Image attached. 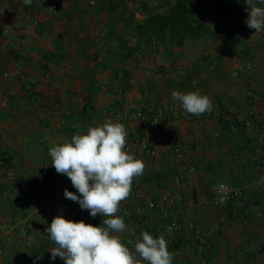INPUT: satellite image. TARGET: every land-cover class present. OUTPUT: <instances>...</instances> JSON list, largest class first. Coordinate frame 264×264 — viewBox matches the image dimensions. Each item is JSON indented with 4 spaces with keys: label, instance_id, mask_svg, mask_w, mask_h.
<instances>
[{
    "label": "crops",
    "instance_id": "1",
    "mask_svg": "<svg viewBox=\"0 0 264 264\" xmlns=\"http://www.w3.org/2000/svg\"><path fill=\"white\" fill-rule=\"evenodd\" d=\"M228 1L235 0H190L200 9L205 4H211L214 12L218 10L219 3ZM97 4L100 5L101 0H97ZM101 6L102 9L96 14L91 12L92 6L88 5L87 0H39L37 3L32 1L31 5H26L24 0H0V20L10 27L9 35L4 38L0 36V43H6L5 47L0 46V157L5 160V165L0 167V221L25 219L32 230L30 239H24L22 244L13 241L2 251L0 264H16V256L29 254L38 241L44 242L50 250L54 247L45 232L49 225L47 218L52 212L62 214L59 210L63 208L59 209L57 201L51 197V191L69 179L66 175L58 174L51 166L49 148L70 142L75 134L86 133L90 127V119L94 120L95 126L108 119L122 123L128 136L135 125L134 120L130 118L127 122H120L110 111L118 112L142 102H148L153 107L171 104L175 102L172 99L173 91L186 93L199 90L201 95L210 97L213 110L194 116L191 123L181 119L172 134L158 140L155 157L134 155L144 162L143 175L167 164L180 166L183 172L181 177L167 185L162 182L157 185L153 180L148 185L136 186L142 190L143 197L136 199L130 195L119 208H129L132 211V215L124 219L128 226L125 233L133 234L136 239L144 229L166 223L169 216L163 215L164 204L159 193L163 188H170L174 193L183 195L184 200L174 208L185 217L203 226L217 221L224 222L225 225L220 235L205 236L202 242L205 244L197 243L185 231L156 235L155 237L163 236L166 239L169 252L174 254V261L186 262L191 259L195 264L198 246L207 251V254H202L209 263L217 255L216 248L207 244L211 237H226V242L237 243V248L244 251V244L249 240L254 243L264 242V234L258 231L264 218L258 222L252 221L247 226L240 223L228 226L230 221H234L227 220L223 212L207 200L209 187L206 188L200 180V176L204 174L193 169L198 161H215L230 156L232 150L229 134L234 141L243 144L246 139L257 134L256 125L259 123L262 130L264 48L261 38L264 31L254 33L255 30L245 23L248 15L240 18L233 15L231 28L217 25L215 35L203 36L204 40L201 42L186 43L173 50L170 56L166 55V49L160 45H144L132 57L120 62L109 59L106 55L114 48L113 41L120 23L107 39L101 36L99 25L100 22L115 19L117 14L113 15L106 5ZM33 21L38 24L36 30L25 26ZM232 29L246 44L249 52L246 58L226 53L234 39ZM136 41L135 36L128 38L129 44ZM59 46L63 49L64 58L57 64L53 60L45 61L44 53L55 52ZM235 48L240 50L241 47ZM96 52L99 54L94 61L92 57ZM179 58L181 60L177 62ZM16 60H20V71L24 79L19 80L15 76L4 78L3 71L13 72ZM96 62L98 66H95ZM179 62L186 68L183 76L174 71ZM248 63L251 68L244 70ZM43 65L48 68L44 69ZM121 68L128 72L126 80L120 78ZM234 70H239L238 76L233 75ZM46 74L47 79L44 78ZM122 87L128 90L126 103L118 105L115 94ZM30 88H34V91L30 92ZM248 91L252 93L251 97H246ZM250 110L261 114L258 123L252 122L249 126L240 123V126L232 127L231 131L223 127L222 118L228 120L242 116L250 119ZM69 112L85 117V123L67 119L65 116ZM215 133L217 136H214ZM259 137L264 139V134ZM260 139L258 144L261 143ZM176 141L186 148V152L177 159L170 151V145ZM6 168L12 170L11 178L6 177ZM141 176L136 177L133 183ZM4 190L8 193L3 194ZM259 192L263 191L252 187L246 194L252 201H257L260 198L257 194ZM18 196L22 198L16 201ZM23 198L25 203L18 205L17 202L23 201ZM65 202L69 207L75 208L78 217L85 221L88 210H82L77 202L69 199L65 198ZM144 217H147V223H144ZM21 234L20 226L11 231L13 239ZM206 245L208 249H205ZM223 248L221 258L228 261L233 256L232 250L228 251V245ZM249 253H244L247 262L252 256ZM50 263L46 260L44 264Z\"/></svg>",
    "mask_w": 264,
    "mask_h": 264
},
{
    "label": "clouds",
    "instance_id": "2",
    "mask_svg": "<svg viewBox=\"0 0 264 264\" xmlns=\"http://www.w3.org/2000/svg\"><path fill=\"white\" fill-rule=\"evenodd\" d=\"M244 2L247 26L254 33L264 31V7L258 6L264 5V0ZM24 3L31 5L32 0ZM172 99L191 115L213 110L210 97L199 90L173 91ZM126 137L125 125L108 119L90 126L86 133L73 135L70 142L49 148L51 166L58 174L66 175L79 193L65 189L64 197L88 210L91 217H103L101 225L94 226L55 216L45 229L54 245L49 250L52 260L59 257L65 264H172L174 254L169 252L163 236L141 231L133 250L117 235L128 230L123 217L117 215L120 205L129 198L134 179L143 175L145 168L142 160L125 151Z\"/></svg>",
    "mask_w": 264,
    "mask_h": 264
},
{
    "label": "trees",
    "instance_id": "3",
    "mask_svg": "<svg viewBox=\"0 0 264 264\" xmlns=\"http://www.w3.org/2000/svg\"><path fill=\"white\" fill-rule=\"evenodd\" d=\"M151 1L152 0H101L100 5L96 3L92 6V13L97 14L102 9L101 5L103 4L104 6L106 5L107 9L113 13V15L117 14L115 19H111L105 23L100 22V31L103 38L107 39L120 23V28L113 41L114 48L111 52L109 51L106 54L109 59L113 58L116 61L123 62L125 59L132 57L137 49L144 45H151L152 42H155V46L160 45L164 47L166 53L170 56L173 50L182 47L184 44L212 34L209 31V26L202 20L206 16V13L203 11L204 6L200 9L195 4H192L190 0H154L156 4L152 6ZM246 9L247 5L244 0L219 3L218 10L214 12L217 20L214 22V26L226 25L231 28L234 22L231 16L236 15L237 18H240L243 15H248ZM135 11L143 15L141 20L135 18ZM222 18H225L224 22L221 21ZM232 33L234 34V39L230 42V46H228L226 53L246 58V56L249 55L246 44L242 42L239 34L235 30H233ZM133 36L137 38V41L134 44H129L128 38ZM237 46L241 47L240 50H236L235 47ZM98 54L99 52H96L93 55L92 58L94 61L97 60ZM43 56L45 61L53 60V63L57 64L64 58V52L62 47L59 46L55 52H45ZM96 63L95 66H98V62ZM43 67L44 69L48 68L46 65H43ZM102 69L104 70L105 68L103 67ZM120 73V78L126 80L128 72L124 68H121ZM115 102H117V100ZM65 117L76 122L81 120L83 124L85 123V117L82 118V116H79L77 113L69 112ZM90 118L91 116L88 119ZM89 123L88 125L95 127L94 120L90 119ZM221 123L228 131H231L232 127L236 128L238 125H241L240 123L233 122L232 119L224 120L223 118ZM260 127L261 123L256 125L257 134L246 139L243 144L234 141L231 134H229L230 149L232 150L230 156L215 161H198L194 164L193 169L198 173L204 174L200 176V180L206 188H210L216 183H228L233 186L244 187L255 180L259 165L264 162V139L259 137L260 134H264V126H262V130ZM258 138H261L260 144H258ZM259 147L263 149V151L260 154H256V150ZM236 161L242 162H240V171L235 173L232 167ZM182 172L183 169L180 166H170L168 164L160 165L158 170L142 175L138 179L139 181H135L132 185L134 186L132 190L135 189L138 184L148 185L153 180L156 181L157 185H160V182H162L163 185H167L175 178L181 177ZM252 187L251 185L247 186L245 188L246 193L248 190L252 189ZM259 193L264 196V191ZM51 197L53 200L57 201L58 204V200H56L52 194ZM254 202L256 204L260 203L259 200ZM23 203H25L24 198L21 204L18 205L21 206ZM54 208L56 209V207ZM59 211H61L62 214H59V212L50 213L51 215L47 218L49 225L54 216L57 215H62L64 218L72 221L75 219L78 221L81 220L75 208L67 206ZM49 250L48 245L38 241L32 247L29 254L22 253L16 256V264H44L46 260H49L51 262L50 264H52V262L54 264H65L59 257L52 260ZM41 255L42 258H39ZM175 263L193 264L191 259L186 262L175 260Z\"/></svg>",
    "mask_w": 264,
    "mask_h": 264
},
{
    "label": "built area",
    "instance_id": "4",
    "mask_svg": "<svg viewBox=\"0 0 264 264\" xmlns=\"http://www.w3.org/2000/svg\"><path fill=\"white\" fill-rule=\"evenodd\" d=\"M32 1L37 3L39 0ZM87 2L88 5L94 6L97 3V0H87ZM155 4L156 2L152 0L151 5L154 6ZM53 11H55V9ZM203 11L206 13V16L202 20L206 25L209 26L210 33L215 35L217 29L214 26V22L217 20L214 14V7L211 4H205ZM134 16L138 20L143 18V15L138 11L134 12ZM221 21L224 22L225 18H222ZM27 25L36 30L38 24L36 21H33L25 24V26ZM9 33V25L0 20V36L4 38L9 35ZM203 40L204 37H200L196 41L201 42ZM261 44L264 48V32L262 34ZM151 45L155 46V42H152ZM0 46L5 47L6 43L1 41ZM180 60L181 59L179 58V60L176 61L178 62ZM20 65V60H16L14 71L11 72L5 70L3 71L2 76L4 78L15 76V78L23 80L24 75L20 71ZM244 68V70H249L251 68L250 63H248ZM174 71L179 76H183L186 73V68L182 63L179 62L175 66ZM148 74L152 73L148 72ZM233 75L238 76L239 70H234ZM47 77V74L44 75L45 79H47ZM33 91L34 88H30V92ZM127 91V88H120L117 90L115 98L119 105H124L126 103ZM261 92L264 93V87L261 89ZM251 96L252 93L250 91L246 92V97ZM110 113H112L120 122H127V120H130V118L135 122V125L130 129L126 138L125 151L132 155H145L150 158L155 157L157 154L156 146L158 140H161L168 134H172L181 119L185 120V122L191 123L195 116L186 113L178 101H175L171 104L167 103L158 107H153L148 102H142L137 105L132 104L128 109H121L118 112L110 111ZM249 115L251 120L242 116H236L232 118V121L249 126L252 122H258L261 119V114L258 111L250 110ZM214 136H217V134L215 133ZM170 151L171 155L177 159L186 152V148L181 144V142L176 141L170 145ZM262 151L263 149L259 147L256 150V154H260ZM4 165L5 160L4 158L0 157V167H3ZM5 175L7 178H11L12 170L10 168H6ZM250 185L264 191V162L259 165L258 174L255 180L247 186ZM247 186L237 187L228 183H216L209 188L207 200H209L213 206L220 209L227 220H236L242 226H247L252 221L258 222L264 218V210L247 196L245 191ZM65 189H68L69 191L79 195L78 191L73 187L70 180L64 181L55 186L52 189L51 194L56 200H58V207L63 209L68 206L64 197ZM7 193V190L3 191V194ZM159 194L161 201L164 204L163 215L169 216V220L166 223L156 224L154 228L144 229V231H148L154 237L156 235L177 234L179 232L185 231L190 234L197 243L200 244L203 242L205 236L220 235L225 229L224 222L217 221L203 226L198 224L195 220L185 217L179 210H175L174 207L176 204L184 200V197L181 193H174L170 188H163ZM131 197L136 199L142 198V190L140 188H135L131 192ZM204 201H206L205 198ZM17 203L21 204V201H18ZM117 215L125 219L126 217H130L132 215V211L129 208H121L119 209ZM143 220L144 223H147L148 221L147 217H144ZM84 222L94 226H100L102 219L99 215L93 218L90 216V214H88ZM16 226H20L22 234L13 239L11 236V231ZM117 235H120L122 242L125 243L126 246H128L130 249H134L133 245L136 239L133 234L124 232L117 233ZM30 238L31 230L30 224L27 220L13 219L11 221H0V239L2 240V244H0V254L13 241L18 244H22L24 239ZM129 241H132L133 243L130 244ZM196 247L197 260H200L201 263H205V256L202 254V251L200 250L201 248H198V246ZM205 249H208V245H206Z\"/></svg>",
    "mask_w": 264,
    "mask_h": 264
},
{
    "label": "rangeland",
    "instance_id": "5",
    "mask_svg": "<svg viewBox=\"0 0 264 264\" xmlns=\"http://www.w3.org/2000/svg\"><path fill=\"white\" fill-rule=\"evenodd\" d=\"M165 54V52H164ZM167 55V53H166ZM115 93V92H114ZM242 161H236L234 164H233V171L235 172H238L240 171V166H241V163ZM232 179V178H231ZM233 180V179H232ZM231 181V180H230ZM232 182V181H231ZM18 186H23V185H18ZM252 194V193H251ZM250 194V195H251ZM260 195V196H259ZM258 197L259 198V201L261 204H259L260 208H262L264 210V197L261 195V194H258ZM22 197L18 196L17 198H15V200H21ZM23 200V199H22ZM50 203V201H49ZM60 209V208H59ZM219 216H217L218 218ZM234 222H229L228 226L230 224H236V225H239V222L235 221V220H232ZM220 222V221H219ZM241 226V225H240ZM255 230V229H254ZM258 231L259 233H263L264 234V222L263 224L261 223V225L258 227ZM221 237V236H220ZM217 237V238H214L211 237L207 244L212 248H216L215 250L217 251V255H215L214 258L210 259V262L208 263L207 261V257H205V263H201L200 260H197L195 264H264V242H252L251 240H249L248 242H245L244 244V247H245V251L243 249H240V248H237V243H228V240L227 242L225 241V238L222 239L223 237ZM213 246H212V244ZM202 244H205L202 243ZM227 244L228 245V251L233 253V256L229 257L228 258V261L226 259H223L221 258V256L224 254V248L223 246H227L225 245ZM231 244H234L233 246ZM232 246V247H231ZM202 251V253L204 254H207V251H203V249L201 248L200 249ZM238 251V252H237ZM246 252H250L249 255H252L250 256V260L247 262V260H245V255L244 253ZM248 257V255H247ZM246 257V258H247ZM172 264H176L175 261H172Z\"/></svg>",
    "mask_w": 264,
    "mask_h": 264
}]
</instances>
